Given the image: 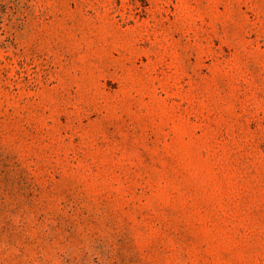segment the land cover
I'll return each mask as SVG.
<instances>
[{
  "label": "rangeland",
  "instance_id": "rangeland-1",
  "mask_svg": "<svg viewBox=\"0 0 264 264\" xmlns=\"http://www.w3.org/2000/svg\"><path fill=\"white\" fill-rule=\"evenodd\" d=\"M0 264H264V0H0Z\"/></svg>",
  "mask_w": 264,
  "mask_h": 264
}]
</instances>
